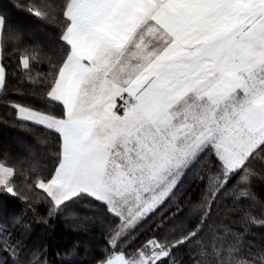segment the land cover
Returning <instances> with one entry per match:
<instances>
[{"label":"snow or ice","instance_id":"1","mask_svg":"<svg viewBox=\"0 0 264 264\" xmlns=\"http://www.w3.org/2000/svg\"><path fill=\"white\" fill-rule=\"evenodd\" d=\"M22 7L53 34L0 6V105L50 143L0 149V264H56L29 214L89 234L70 264H264V0Z\"/></svg>","mask_w":264,"mask_h":264},{"label":"trees","instance_id":"2","mask_svg":"<svg viewBox=\"0 0 264 264\" xmlns=\"http://www.w3.org/2000/svg\"><path fill=\"white\" fill-rule=\"evenodd\" d=\"M32 0H0V6H8L9 11V23L11 26L17 27L26 33V37L31 42L40 43L46 41L48 37L52 36V29L54 25L44 24L39 21L38 18L31 15L25 10L23 5L30 4ZM8 51H11L10 42H8ZM13 69L10 68V71ZM43 69H36L34 71H42ZM19 77L13 78L10 84L16 85L20 88L28 87V84H20ZM5 119H11L10 116H6L5 108L0 105V149L7 145L15 149H23L24 147L12 142V138H18V140L26 141L27 145L34 146V150L42 157L47 156V147L50 143V138L44 133H37L36 136H28L21 130L13 128L10 124L4 123ZM260 185H257L259 191ZM198 190L195 186L191 188L189 196H197ZM18 207L22 205L17 202ZM40 214L46 216V211L43 206L40 207ZM84 213H82L83 215ZM28 223L31 224L29 239L32 242L39 243L43 238L48 242V255L46 259L56 262V264H70L73 259H84V251L87 249L91 237L89 234L79 231L75 226L66 222L63 217L60 219L51 218L49 224H45L39 219H33L29 214ZM260 231H256L255 241L259 242L262 238ZM76 247L78 256H70L65 249L71 250L72 247ZM86 246V248H85ZM182 255V254H180Z\"/></svg>","mask_w":264,"mask_h":264},{"label":"rangeland","instance_id":"3","mask_svg":"<svg viewBox=\"0 0 264 264\" xmlns=\"http://www.w3.org/2000/svg\"><path fill=\"white\" fill-rule=\"evenodd\" d=\"M11 140H12V142L18 144V146L21 145V146L24 147L25 145H27L26 141H21V142H19L20 140H18V138H12ZM32 146H33V145H32ZM33 148H34V146H33ZM85 248H86V246H85Z\"/></svg>","mask_w":264,"mask_h":264}]
</instances>
